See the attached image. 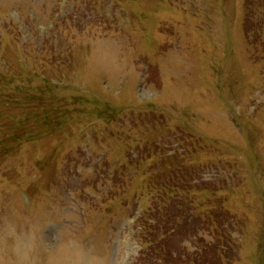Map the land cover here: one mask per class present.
Listing matches in <instances>:
<instances>
[{
    "label": "rangeland",
    "instance_id": "obj_1",
    "mask_svg": "<svg viewBox=\"0 0 264 264\" xmlns=\"http://www.w3.org/2000/svg\"><path fill=\"white\" fill-rule=\"evenodd\" d=\"M163 200L264 264V0H0V264H154Z\"/></svg>",
    "mask_w": 264,
    "mask_h": 264
},
{
    "label": "trees",
    "instance_id": "obj_2",
    "mask_svg": "<svg viewBox=\"0 0 264 264\" xmlns=\"http://www.w3.org/2000/svg\"><path fill=\"white\" fill-rule=\"evenodd\" d=\"M162 192H164L162 194V197H164V194H166V196L169 198L170 196V187H163L162 188ZM165 203V200H163V205ZM171 203L164 205L163 207V215H165L163 218V222L158 223V225H160L161 227H159L157 224L154 225L152 223H149V221L147 219H145L144 221H147L146 224L143 223L144 229L146 231V236L148 235L149 239L147 241L148 247H150L149 249L155 252V259L158 261V259H160V262L162 264H173V260L177 259V264H190L191 263V258L188 256L185 259L182 258V253L179 252H175L177 256L176 259H173V250H172V246L168 245V241L165 240L167 238H171L174 237L176 235H178V233H182V231H180L182 222H177V217L178 216H174V212H173V205L171 206ZM152 212H154V210H152ZM205 216L204 220L201 219V221L204 223L203 225L205 226H211V228H209L210 234H211V230L212 228H214V232L216 234V237L221 238V240H224L223 242L220 241L219 243H221L220 245H216L218 248L215 249H211L210 248V252L208 253V249H203L200 253H199V260L201 261V264H211L210 261L208 260V254H211V257L214 255L217 257V260L221 258V260L223 261V259L225 258V255L228 254V248L231 247L232 245V241L230 239V237L227 235V233L223 230V224L220 223L219 218L217 217L216 220H213L214 216L213 215H203ZM216 217V216H215ZM153 220H155V217H152ZM188 219V218H187ZM189 219H193V217L191 216ZM151 220V217H150ZM199 223V222H198ZM200 224V223H199ZM165 228H163V226ZM198 228H192V233L198 232L197 230ZM223 232H224V236H223ZM195 236L197 237L198 235L195 234ZM151 237V238H150ZM160 240V242H159ZM169 246V247H168ZM168 247V251H165V249ZM165 252V253H164ZM224 264V262L222 263Z\"/></svg>",
    "mask_w": 264,
    "mask_h": 264
}]
</instances>
